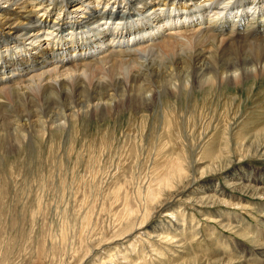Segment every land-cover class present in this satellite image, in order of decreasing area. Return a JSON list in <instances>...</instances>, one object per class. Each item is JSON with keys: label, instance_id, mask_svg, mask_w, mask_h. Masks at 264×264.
Segmentation results:
<instances>
[{"label": "rangeland", "instance_id": "rangeland-1", "mask_svg": "<svg viewBox=\"0 0 264 264\" xmlns=\"http://www.w3.org/2000/svg\"><path fill=\"white\" fill-rule=\"evenodd\" d=\"M257 78L82 117L1 155L0 264H264V193L236 184L264 173Z\"/></svg>", "mask_w": 264, "mask_h": 264}, {"label": "bare ground", "instance_id": "bare-ground-1", "mask_svg": "<svg viewBox=\"0 0 264 264\" xmlns=\"http://www.w3.org/2000/svg\"><path fill=\"white\" fill-rule=\"evenodd\" d=\"M262 75L264 0H0V156L82 117ZM247 180L264 193V173ZM223 257L208 264H248Z\"/></svg>", "mask_w": 264, "mask_h": 264}]
</instances>
